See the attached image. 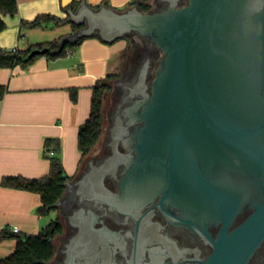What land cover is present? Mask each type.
Returning a JSON list of instances; mask_svg holds the SVG:
<instances>
[{"label": "water", "instance_id": "water-1", "mask_svg": "<svg viewBox=\"0 0 264 264\" xmlns=\"http://www.w3.org/2000/svg\"><path fill=\"white\" fill-rule=\"evenodd\" d=\"M72 2L62 5L83 26L59 49L35 48L29 58L93 35L140 36L163 53L154 77L140 75L119 105L110 129L115 154L77 183L114 177L120 192L103 186L92 198L120 203L121 212L160 197L176 224L210 238L204 264H246L264 241V0H168L163 9L154 0L149 11L86 0L73 10ZM120 140L131 154L117 151ZM211 227H219L216 238Z\"/></svg>", "mask_w": 264, "mask_h": 264}, {"label": "crops", "instance_id": "crops-1", "mask_svg": "<svg viewBox=\"0 0 264 264\" xmlns=\"http://www.w3.org/2000/svg\"><path fill=\"white\" fill-rule=\"evenodd\" d=\"M18 12L3 16L7 28L0 32V47L27 49L73 33L71 23L48 24L43 28H20L22 20L31 21L38 15L67 16L62 0H17ZM103 0H87L98 5ZM117 9H124L132 0H108ZM21 33V34H20ZM126 39L105 42L88 37L77 49L64 56H39L30 66L0 69V84L7 92L0 101V232L19 227L17 234H38L53 219L52 212L42 215L39 193L6 187V176L40 178L49 173L50 160L45 155L47 138L61 142L60 157L67 174L80 171L81 152L78 132L91 110L93 86L121 64ZM121 57V58H120ZM77 88V100L71 90ZM15 236L0 241V260L14 253Z\"/></svg>", "mask_w": 264, "mask_h": 264}, {"label": "flooded vegetation", "instance_id": "flooded-vegetation-1", "mask_svg": "<svg viewBox=\"0 0 264 264\" xmlns=\"http://www.w3.org/2000/svg\"><path fill=\"white\" fill-rule=\"evenodd\" d=\"M157 1L156 9H163L168 4V0ZM187 1L182 0V4ZM126 41L121 69L114 73L117 75L113 81L116 105L109 112L110 125L83 168L70 179L73 185L68 189L66 185L62 201L54 209L52 231L58 226L60 231L53 236L54 244H57L50 264H71V261L74 264H204L214 249L210 238L198 230L176 224L173 217L158 205L160 197L139 205L132 203L128 212H121L120 203L110 202L104 196L92 198L96 193L102 194L103 186L112 192H120L114 177L101 181L96 173L92 175L94 181L87 177L77 183L85 173L100 167L107 157L115 154L110 129L119 105L140 75L146 72L147 82L154 77L163 55L140 36H128ZM117 151L132 153L121 140ZM124 167V164L120 166ZM249 213L250 210L242 212L234 225L245 220ZM218 232L219 227L210 228L213 238ZM246 264H264V241Z\"/></svg>", "mask_w": 264, "mask_h": 264}, {"label": "trees", "instance_id": "trees-1", "mask_svg": "<svg viewBox=\"0 0 264 264\" xmlns=\"http://www.w3.org/2000/svg\"><path fill=\"white\" fill-rule=\"evenodd\" d=\"M83 1L84 0H73L71 4L73 10H77ZM135 4H137L143 11H149L153 8L150 0H132L128 3L126 8ZM102 5L113 7L108 0H103L100 4L94 5L93 7L99 8ZM63 10L67 12L65 7H63ZM17 12V0H0V32L7 28V24L4 21L3 16H14ZM67 23H71L73 32L77 31L83 26V24L79 25L73 23L70 20V15L67 13L65 18L56 15L45 14L38 15L31 21L22 20L20 23V28L21 30L43 28L48 24L60 26ZM64 37L65 36H61L47 43L30 46L27 49H20L19 47L6 49L0 47V69L4 67L14 68L16 66L27 68L39 56H41L37 55L33 58H29L28 55L33 49L50 47V51L57 50L59 49L60 43ZM88 37L100 38L99 35L82 37L76 43H68L58 54L48 52L45 55H48L51 58L64 56L68 49H77ZM127 38L128 37H123L122 39ZM116 77V74H108L105 78L98 80L93 86L90 114L78 132V147L81 152L80 164L84 161V159L89 157L94 152L96 146L101 140L104 131V98L106 94L112 90L113 81ZM6 92L7 86L0 84V101L4 98ZM77 93V88H73L71 90L73 101L77 100ZM44 147L45 155L50 160V170L47 175L40 178L6 176L3 178L1 184L6 187L25 189L39 193L42 204L38 208V211L42 215H49L55 209L56 203L63 197L66 188V182L72 179L74 176L67 174L62 159L59 156L61 152L60 140L55 138H47L45 140ZM51 151L54 152L53 155L50 153ZM52 225L53 222L49 223L38 234H17L10 232L8 228L2 230L0 232V241L8 237L15 236L17 238V246L13 254L5 259L0 260V264H47L50 262L54 258L56 252L53 236L58 231H60L59 226L54 228V231H52Z\"/></svg>", "mask_w": 264, "mask_h": 264}, {"label": "rangeland", "instance_id": "rangeland-1", "mask_svg": "<svg viewBox=\"0 0 264 264\" xmlns=\"http://www.w3.org/2000/svg\"><path fill=\"white\" fill-rule=\"evenodd\" d=\"M150 2H151V4H152V6H153V8L152 9H154L156 6H157V4L154 2V0H150ZM121 58V57H120ZM120 63H121V61H120ZM120 69H121V67H120V65H119V67L117 68V71H116V73H118V71H120ZM121 73V72H120ZM120 76V75H119ZM113 91H114V83H113V87H112V90H110L107 94H106V96H105V98H104V107H103V109H104V131L103 132H106V128L108 127V125H109V117H108V113H107V111L109 110V107L112 105V98H111V94L113 93ZM97 146H99V145H97ZM97 146H96V148H97ZM96 150V149H95ZM88 158V157H87ZM86 158V159H87ZM86 159H84V161L81 163V169L83 168V166L85 165V161H86ZM53 214H52V218L54 219V216H55V211L54 212H52ZM55 244H57V243H55ZM59 244V243H58ZM57 246V245H56Z\"/></svg>", "mask_w": 264, "mask_h": 264}, {"label": "built area", "instance_id": "built-area-1", "mask_svg": "<svg viewBox=\"0 0 264 264\" xmlns=\"http://www.w3.org/2000/svg\"><path fill=\"white\" fill-rule=\"evenodd\" d=\"M50 153H51L52 155L54 154L53 151H51ZM8 229H9V231L12 232V233H18V232L20 231L19 227H17V226H13V227H10V228H8Z\"/></svg>", "mask_w": 264, "mask_h": 264}]
</instances>
